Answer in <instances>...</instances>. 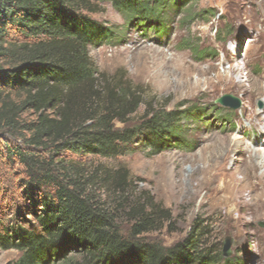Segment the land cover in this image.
Wrapping results in <instances>:
<instances>
[{"label": "trees", "instance_id": "16d2710c", "mask_svg": "<svg viewBox=\"0 0 264 264\" xmlns=\"http://www.w3.org/2000/svg\"><path fill=\"white\" fill-rule=\"evenodd\" d=\"M106 1L127 24L158 33L165 11L193 2ZM95 12V0H0V164L21 170L18 182L0 179V247L19 253L13 264H231L202 224L164 246L151 235L171 230V211L130 194L126 170L81 162L186 147L183 125L203 114L152 108L121 77L99 78L90 48L119 34ZM27 113L34 118L21 120Z\"/></svg>", "mask_w": 264, "mask_h": 264}, {"label": "rangeland", "instance_id": "374dc122", "mask_svg": "<svg viewBox=\"0 0 264 264\" xmlns=\"http://www.w3.org/2000/svg\"><path fill=\"white\" fill-rule=\"evenodd\" d=\"M95 10L88 16L119 34L110 45L90 48L99 78L121 77L152 108L170 111L193 106L203 114L199 123L183 125L186 147L156 155L141 149L114 160L86 157L81 162L126 170L130 194H146L171 211V230L151 235L164 246L181 242L195 223L202 224L210 232L209 247L218 245L221 250L225 239L230 240L231 264H264V208L257 216L246 215L250 222L244 225L241 209L221 202L216 193L208 197L202 190L192 200L185 193L196 187L209 146L224 148L229 140L240 137L244 143L241 148H252V141L260 139L259 127L250 126L245 117L250 119V114L259 110L264 119V104L258 100L259 84L264 85V0H193L175 12L171 8L165 11L172 14L160 33L127 24L106 0H95ZM221 30L227 33L219 34ZM197 49L206 55L196 58L193 50ZM223 95L238 99L239 108L216 104ZM213 106L232 112L224 117ZM143 110L141 107L133 116L134 121ZM33 118L32 113L21 116V120ZM241 159L233 154L226 163L227 171L241 170ZM20 171L17 166L0 164V179L8 180L1 184L18 182ZM7 214L5 219L11 216L9 211ZM18 257L16 250L0 247V264H13Z\"/></svg>", "mask_w": 264, "mask_h": 264}, {"label": "bare ground", "instance_id": "6f19581e", "mask_svg": "<svg viewBox=\"0 0 264 264\" xmlns=\"http://www.w3.org/2000/svg\"><path fill=\"white\" fill-rule=\"evenodd\" d=\"M259 86L258 100L264 104V85L259 84ZM261 112L256 110L250 114V119L245 117L250 126H257L260 129V139L252 141V148L248 146L241 148L244 143L240 137L229 140L224 148L217 145L209 146V152L199 169L201 176L196 187L185 191L191 200L197 197L202 190L206 191L205 195L208 197L210 193H216L221 202L225 201L234 209L237 207L241 209V223L244 225L250 222L247 219L249 214L257 216L264 208V119L260 117ZM235 153L242 158L240 161L242 163L241 170L227 171L226 163ZM237 173L241 175V178L235 177Z\"/></svg>", "mask_w": 264, "mask_h": 264}, {"label": "water", "instance_id": "95a60500", "mask_svg": "<svg viewBox=\"0 0 264 264\" xmlns=\"http://www.w3.org/2000/svg\"><path fill=\"white\" fill-rule=\"evenodd\" d=\"M215 103L231 110H237L240 106L238 99L231 95H223L222 97L218 98ZM229 243L230 240L228 238H226L223 242L222 257L224 258H228L230 256Z\"/></svg>", "mask_w": 264, "mask_h": 264}]
</instances>
